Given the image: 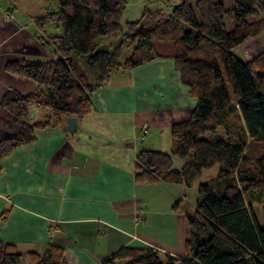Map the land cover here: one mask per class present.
I'll return each instance as SVG.
<instances>
[{
  "label": "trees",
  "instance_id": "trees-1",
  "mask_svg": "<svg viewBox=\"0 0 264 264\" xmlns=\"http://www.w3.org/2000/svg\"><path fill=\"white\" fill-rule=\"evenodd\" d=\"M56 1L57 10L39 20L54 22L61 31L50 38L56 58L5 65L37 89L27 95L8 90L0 97V159L34 142V130L59 128L67 117L89 114L92 94L112 73L136 69L158 57L152 55L155 45L170 44L169 57L195 105L188 119L172 124L170 153L137 154L135 181L189 186L203 169H222L197 185L194 210L186 215L183 257L162 260L155 249L124 247L101 264H264V53L249 62L233 53L263 30L264 0H232L228 10L220 0L193 5L180 0L169 11L145 10L125 27L119 24L124 0ZM226 16L233 21L230 30ZM116 32L135 42L123 60L124 39L111 51L97 50L100 37ZM31 110L45 115L29 119ZM234 111L251 140L248 150L238 142L210 140L218 118ZM172 157L182 160L181 168H172ZM26 257L29 264H66L57 244ZM21 258L13 246L0 242V264H20Z\"/></svg>",
  "mask_w": 264,
  "mask_h": 264
},
{
  "label": "crops",
  "instance_id": "crops-1",
  "mask_svg": "<svg viewBox=\"0 0 264 264\" xmlns=\"http://www.w3.org/2000/svg\"><path fill=\"white\" fill-rule=\"evenodd\" d=\"M57 8L56 0H0V97L8 90L27 95L37 89L5 65L56 58L50 38L61 31L39 20ZM160 45L155 48L164 54L109 76L92 94L91 111L77 119L75 132L65 133L62 126L34 130V142L0 159V242L14 247L20 264H29L26 256L42 255L49 244L63 247L66 264H101L124 247L155 249L162 260L185 255L186 215L194 208H182V187L134 177L137 154L170 153L172 124L195 105L177 99L187 89L169 57L172 48L165 54ZM233 53L242 62L263 54L264 28ZM34 111L35 120L45 115ZM163 112L169 115L167 128L145 132L144 118ZM173 158L172 168H181L183 162L173 166Z\"/></svg>",
  "mask_w": 264,
  "mask_h": 264
},
{
  "label": "rangeland",
  "instance_id": "rangeland-1",
  "mask_svg": "<svg viewBox=\"0 0 264 264\" xmlns=\"http://www.w3.org/2000/svg\"><path fill=\"white\" fill-rule=\"evenodd\" d=\"M194 1L195 0H190L191 5L194 4ZM124 2H125V8H124V11H123L121 18L119 20V24L122 27H125L127 24H130V23L138 22L141 19L145 10L169 11L175 4H178L180 2V0H124ZM220 2L223 4L225 9H227V10L232 6V0H220ZM225 22H226L227 30H230L233 26V21L230 19V17L226 16ZM121 31L122 32L126 31L128 33L129 30L123 29ZM123 39L125 41L124 45H123L124 49H123L122 55L120 57V60H123L126 56L129 55L133 46L135 45V42L131 41L129 38H127L126 35L124 38L121 37L120 32L111 33L109 35L100 37L98 39L97 50L111 51L118 45V43L123 41ZM160 46L166 52L165 54L169 53V51L171 49L170 44H164L163 46L161 44ZM157 54H164V52L160 48L156 47L152 50V55H157ZM77 58L79 60L84 59L83 57H77ZM81 66H83V64H81ZM83 71L86 73L88 72L87 70H83ZM115 72H117V71H115ZM76 73L77 72L72 71V76L74 77L76 75ZM179 82L181 83V85H183L181 82V79H180V74H179ZM183 86L187 89V91L185 90L187 93H185V95L184 94L182 95L181 93H179L177 99L179 100V102L191 105L192 102L195 101V98L190 94L187 86H185V85H183ZM161 93H162L161 94L162 99L165 100L166 97L164 96L163 90L161 91ZM146 96L147 95H145V97ZM142 97L143 96H140L139 98H142ZM190 113H191V111H190ZM190 113L188 114V117L186 119L189 118ZM167 117L169 118V115L166 112H163L161 116H160V114H157L156 119H153L155 121L145 117L144 118L145 121H143L144 125H142L143 130L145 132H147V130H148L149 132L152 133V132H154V130L159 131V128L160 129H162L163 127L167 128V123H168ZM186 119H181V120L184 121ZM181 120H180V122H181ZM154 122H157L156 124H158L160 122L161 126L156 127L155 126L156 124ZM217 123H218V125L216 127V132H215V134H213L210 137L211 141L228 140L231 142H238V143L243 144L246 150L249 149L250 144H251V140H249L247 135H246V132H245L244 126H243V122H242L240 116L237 114V111L231 112L228 115H226L225 117L218 118ZM146 127H147V129H146ZM160 133L161 132H159V134ZM165 133H167V131ZM160 136L164 137V135H160ZM174 160L178 161L177 162L178 165L173 162V166L179 167L180 165H182V160L173 158V161ZM220 169H222L221 165H215L211 168L203 169L200 173V177L196 181L191 183L189 186L179 184L183 189L182 190V192H183L182 193L183 194V200H182L183 204L181 205L182 208H184L185 210H187L189 212L190 208L192 209L195 207L197 185L201 182H206V181H209V180L215 178L218 175Z\"/></svg>",
  "mask_w": 264,
  "mask_h": 264
},
{
  "label": "water",
  "instance_id": "water-1",
  "mask_svg": "<svg viewBox=\"0 0 264 264\" xmlns=\"http://www.w3.org/2000/svg\"><path fill=\"white\" fill-rule=\"evenodd\" d=\"M141 27V25L139 26ZM35 111L31 110L29 113V119H32L34 117ZM78 123L76 117H67L65 119L64 125H62L61 130L65 133H72L75 132L77 129Z\"/></svg>",
  "mask_w": 264,
  "mask_h": 264
}]
</instances>
